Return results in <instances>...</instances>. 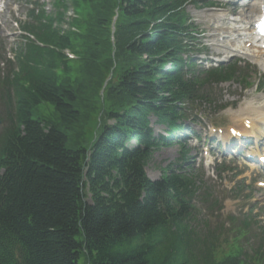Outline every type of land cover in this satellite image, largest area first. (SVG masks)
<instances>
[{
	"label": "trees",
	"instance_id": "obj_1",
	"mask_svg": "<svg viewBox=\"0 0 264 264\" xmlns=\"http://www.w3.org/2000/svg\"><path fill=\"white\" fill-rule=\"evenodd\" d=\"M70 1L77 31L59 27L67 0L55 15L31 10L34 39L0 78V264H264L262 242L225 251L221 222L200 217L207 191L186 150L159 179L145 172L191 104L240 77L235 63L194 62L188 0ZM42 102L56 120L32 116ZM228 220L236 237L249 227Z\"/></svg>",
	"mask_w": 264,
	"mask_h": 264
},
{
	"label": "rangeland",
	"instance_id": "obj_2",
	"mask_svg": "<svg viewBox=\"0 0 264 264\" xmlns=\"http://www.w3.org/2000/svg\"><path fill=\"white\" fill-rule=\"evenodd\" d=\"M34 1L37 4L43 1L46 8L51 9L52 0H11L8 6L9 9L0 15V49L5 46V49L10 51V48L14 46L13 40L17 39L18 34V21L26 19L25 13L30 3ZM242 6L239 4V0H234V2L230 0H196V2L187 3L186 10L197 31L198 40L203 44L204 52H196L195 58H204L210 62L216 61V63H231L233 60L238 59L240 60L238 64L245 67L244 71L249 77V82L255 83L257 72L263 74L264 79V65L256 63L254 59L252 60L249 57L229 56L230 53L218 45L224 35L222 32L226 31L220 26L227 27L229 24H222L223 21H219L220 24L215 22L214 16L220 13L226 19H232L239 13L240 9L248 8V5ZM232 10L236 11L232 12ZM72 13L73 9L68 1L67 10L64 14L65 20L59 24L62 30H68L66 19L70 18ZM216 25H219L217 29ZM71 63V66L77 68L75 63ZM209 89L210 87L206 92L209 94L210 103L206 101L195 102L194 107L190 108V117L185 121V125L192 128L194 133L186 135V143H182L189 148L191 159L195 161V167L201 171L202 180L205 181L207 188L222 202V210L218 212V218L215 217L217 214L214 213L208 222L216 227L227 215L235 214L239 216L241 211L245 212L246 208L252 205L256 220L247 230V236L251 238L250 245L254 247L264 235V178L262 174L257 173L256 164H248L241 157L230 153L223 156L221 152L223 144L219 141L221 137L218 133L225 132V128L231 126L229 125L231 124L230 113L242 101L250 100L254 104L264 103V85L260 89L256 88L255 85L244 89L239 81L233 80L228 83L213 85L212 90ZM33 111V117L41 115L53 121L57 119V114L50 102L38 104ZM256 124L251 133L253 135L251 138L257 137L261 133L264 134V124ZM153 129L156 133H163L161 126L154 125ZM220 130L221 132H219ZM211 136L214 138L211 139ZM204 139H206V142H204ZM238 139L245 142L240 138ZM218 143L222 144L219 149L216 148ZM180 145L176 143L171 147L155 152L152 160L146 166L147 175L152 179L159 178L162 168L179 156ZM210 148L212 150L208 151ZM207 152H210L213 159L210 164H206L204 161ZM206 165L208 166L206 167ZM250 170L254 171L251 172ZM248 194H250L249 197H246ZM261 228H263L262 231ZM224 238L228 240L227 244L233 242L232 237L229 239L223 236ZM243 241L244 239H242ZM221 243L223 242L221 241ZM223 245L225 244L223 243ZM223 249L225 251L229 250V245H225Z\"/></svg>",
	"mask_w": 264,
	"mask_h": 264
},
{
	"label": "bare ground",
	"instance_id": "obj_3",
	"mask_svg": "<svg viewBox=\"0 0 264 264\" xmlns=\"http://www.w3.org/2000/svg\"><path fill=\"white\" fill-rule=\"evenodd\" d=\"M249 7L241 9L238 17L229 19V27L225 37L233 40L237 45L225 47L228 42L219 43L230 53L235 55L238 53L242 56L251 57L252 60L260 65H264V40L259 39L254 35V22L261 13V6L264 0H248ZM224 21L222 14H216L214 21ZM215 27H219L216 25ZM231 124L237 127L246 128L248 123L249 128H254L256 123H264V103L254 104L252 101H242L238 107L230 113ZM247 126V127H248ZM235 128V127H234ZM252 133V130H249Z\"/></svg>",
	"mask_w": 264,
	"mask_h": 264
}]
</instances>
